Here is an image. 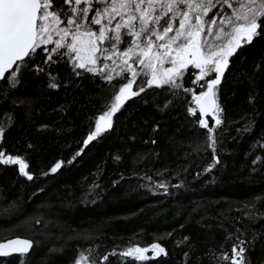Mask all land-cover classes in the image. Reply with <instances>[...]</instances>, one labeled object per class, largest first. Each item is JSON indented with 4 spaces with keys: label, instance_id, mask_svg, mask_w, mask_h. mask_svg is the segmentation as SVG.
Listing matches in <instances>:
<instances>
[{
    "label": "trees",
    "instance_id": "16d2710c",
    "mask_svg": "<svg viewBox=\"0 0 264 264\" xmlns=\"http://www.w3.org/2000/svg\"><path fill=\"white\" fill-rule=\"evenodd\" d=\"M239 55L222 84L224 123L216 130L215 153L220 163L208 173L204 169L213 153L203 146L205 130L192 126L182 99L161 111L168 94L149 89L143 98L127 101L113 116V127L85 147L110 101L101 82L76 79L61 63L51 69L62 81L53 90L45 76L23 72L6 99L0 93V123L11 117L3 146L26 157L34 179L18 175V166H0V241L14 236L35 241L30 264H74L88 249L98 259L117 247L153 243L168 255L124 258L127 264H182L190 249L189 264H194L209 249L219 252L223 245L230 252L226 237L240 229L247 239L255 236L247 253L250 264H264V218H247L252 205L264 216V72L251 85L236 78L264 57V38ZM192 79L189 68L184 86L193 87ZM250 93L259 94L254 105ZM249 122L251 130L243 131ZM58 161L65 162L62 168L44 176ZM184 237L189 240L178 246ZM0 264L19 261L0 258ZM106 264L121 260L110 257ZM203 264L210 262L205 258Z\"/></svg>",
    "mask_w": 264,
    "mask_h": 264
},
{
    "label": "snow or ice",
    "instance_id": "6c2138e0",
    "mask_svg": "<svg viewBox=\"0 0 264 264\" xmlns=\"http://www.w3.org/2000/svg\"><path fill=\"white\" fill-rule=\"evenodd\" d=\"M260 38H264V0H0V83L5 85L0 93L6 99L19 86L25 71L45 76L47 87L58 90L62 81L51 69L61 63L76 79L100 81L110 101L83 141L86 147L113 127V116L127 101L143 98L149 89L154 94L159 89L168 94L161 111L182 99L192 126L205 130L203 146L213 153V162L204 169L208 173L220 163L215 154L216 130L224 123L220 93L227 80L225 73L234 71L232 58L240 59L241 50ZM214 41L222 43L216 45ZM190 66L193 87H185ZM261 72L264 57L253 63L250 73H236V78L251 85ZM256 95L249 94L250 104H255ZM10 122L11 117H7L0 123V166H18V175L33 181L26 157L9 153L3 146ZM251 128L249 122L243 131ZM201 147L197 144L194 150ZM64 164L58 161L43 175L57 173ZM253 209L255 205L248 211L249 220L264 218ZM188 240L184 237L177 244ZM254 240L255 236L247 239L237 229L226 237L231 242L230 252L223 245L219 252L209 249L194 264H203L205 258L210 264H250L247 253ZM37 246L30 239H9L0 242V258L15 257L19 264H30ZM150 250L156 256L168 255L159 243L147 248L117 247L98 259L93 249H88L87 255L81 252L74 264H106L110 257L120 259L121 264H127L124 258L145 261ZM190 251L183 253L182 264H189Z\"/></svg>",
    "mask_w": 264,
    "mask_h": 264
},
{
    "label": "rangeland",
    "instance_id": "374dc122",
    "mask_svg": "<svg viewBox=\"0 0 264 264\" xmlns=\"http://www.w3.org/2000/svg\"><path fill=\"white\" fill-rule=\"evenodd\" d=\"M205 39H208V38H205ZM214 43L216 44V45H219V44H221L222 43V41H214ZM190 68H191V66H190ZM198 71L199 70H196V72L198 73ZM134 90H135V85H134ZM147 248V247H146ZM152 254H155L153 251H148L147 253H146V256H149V255H152Z\"/></svg>",
    "mask_w": 264,
    "mask_h": 264
},
{
    "label": "water",
    "instance_id": "95a60500",
    "mask_svg": "<svg viewBox=\"0 0 264 264\" xmlns=\"http://www.w3.org/2000/svg\"><path fill=\"white\" fill-rule=\"evenodd\" d=\"M23 238V239H30V238H28V237H24V236H14V237H10V238H7V239H4V240H2V241H0V242H4V241H6V240H9V239H14V238ZM30 240H32V239H30Z\"/></svg>",
    "mask_w": 264,
    "mask_h": 264
}]
</instances>
